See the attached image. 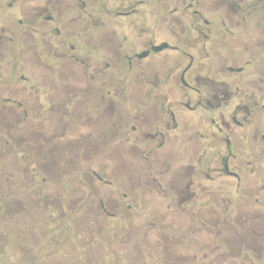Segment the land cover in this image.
Masks as SVG:
<instances>
[{"label": "flooded vegetation", "instance_id": "af4514ba", "mask_svg": "<svg viewBox=\"0 0 264 264\" xmlns=\"http://www.w3.org/2000/svg\"><path fill=\"white\" fill-rule=\"evenodd\" d=\"M13 227L42 264H264V0H0Z\"/></svg>", "mask_w": 264, "mask_h": 264}, {"label": "rangeland", "instance_id": "374dc122", "mask_svg": "<svg viewBox=\"0 0 264 264\" xmlns=\"http://www.w3.org/2000/svg\"><path fill=\"white\" fill-rule=\"evenodd\" d=\"M4 240L5 241L0 240V253L9 249L12 251L13 256L16 257L19 264H42L43 251L35 245L34 240L29 235H23L17 228L13 227L10 237ZM9 260L10 255L6 253L4 254V259L3 257L0 258V261H2L0 264H9ZM48 264L69 263L67 261H60V263L52 261Z\"/></svg>", "mask_w": 264, "mask_h": 264}]
</instances>
